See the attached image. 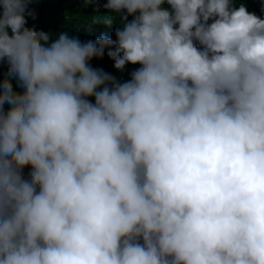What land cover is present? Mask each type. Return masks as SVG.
Masks as SVG:
<instances>
[{
    "label": "clouds",
    "instance_id": "1",
    "mask_svg": "<svg viewBox=\"0 0 264 264\" xmlns=\"http://www.w3.org/2000/svg\"><path fill=\"white\" fill-rule=\"evenodd\" d=\"M252 2L100 0L81 42L0 0V264H264Z\"/></svg>",
    "mask_w": 264,
    "mask_h": 264
},
{
    "label": "trees",
    "instance_id": "2",
    "mask_svg": "<svg viewBox=\"0 0 264 264\" xmlns=\"http://www.w3.org/2000/svg\"><path fill=\"white\" fill-rule=\"evenodd\" d=\"M254 2H252L253 5L264 7V0H254ZM99 4L100 0H44L41 12L44 14L45 22L49 24V27L55 26V28L62 29L65 32L63 26H68V30L71 31L66 32L78 36L81 42H87L89 40L94 41L104 35L109 37L110 34L114 33L111 28L103 27L101 29L98 19L103 12L98 10ZM100 62L105 72L112 74L122 82L130 80V73L141 67L139 64H128L126 69L121 72L114 68V61L107 54L103 59H100Z\"/></svg>",
    "mask_w": 264,
    "mask_h": 264
}]
</instances>
